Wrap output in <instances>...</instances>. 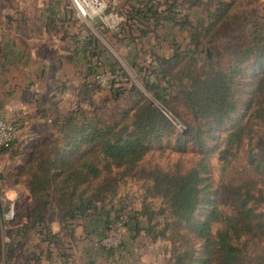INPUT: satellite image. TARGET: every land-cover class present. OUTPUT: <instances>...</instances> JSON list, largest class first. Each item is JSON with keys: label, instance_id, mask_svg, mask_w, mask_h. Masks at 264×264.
<instances>
[{"label": "trees", "instance_id": "1", "mask_svg": "<svg viewBox=\"0 0 264 264\" xmlns=\"http://www.w3.org/2000/svg\"><path fill=\"white\" fill-rule=\"evenodd\" d=\"M190 1L201 3V0H127L121 5L124 20L115 34H123L126 42L136 45L147 32L157 34L158 29L173 25L191 26L180 8ZM229 6V3H219L216 12H208L213 15V21L205 27L206 33L212 32L217 22L230 26L236 20V14H228ZM231 17L235 19L232 22ZM134 31L139 35H134ZM257 32L254 29L250 44L233 48L227 64L221 68L208 66L199 71L192 68L191 63L199 59L196 50L189 46L194 44L198 48L199 34L184 48L174 41L175 52L169 56L155 54L149 48L150 63L140 69L143 90L130 81L124 82L129 83L127 87H116L114 84L118 82H113L112 98L117 100L122 94H128L131 102L124 110L109 115H101L85 105L86 101L92 104L90 99L101 91V86L91 76L83 78L77 87L75 107L66 109L62 115L58 110L50 118L51 126L56 127L54 139L36 143L34 147L41 146V153L34 160H27L17 175L23 179L31 203L24 222L17 227H5L8 240L28 234L39 236L47 247L56 246L67 257L63 237L75 239V229L81 226L85 233L83 239L91 245L86 252L87 261L100 264L90 253H101L108 258L113 250L95 247L93 242L106 235L117 220L124 219L125 231L136 234L143 231L146 235L152 232L151 211L121 203L114 205L117 175L124 174L148 177L153 192L164 200L166 208H160V213L165 214L166 221L160 237L166 236L168 228L172 233L180 228L189 234L183 251L178 247L171 249L169 264H239L242 247L253 237L264 235V213L259 210L264 205V188L259 185L264 183V149L257 151L253 145L245 151L247 165L263 179L238 184L230 214L217 207V191L211 190L207 160L216 151L217 160L225 167L241 151L245 141L251 144L252 138L248 135L253 129L242 123L246 115L258 125L264 124V97L258 95L264 87V45L261 43L264 36ZM187 55L191 56L189 63L182 66ZM175 66L181 68L178 75L171 74ZM170 78L180 84L179 92L189 118H183L162 103L164 94L160 83L169 84ZM252 79L256 83H249ZM156 102L161 103L160 107ZM162 107L171 111L185 129H176ZM222 131L225 135L220 138ZM170 135H174V151L184 153L191 146V152L198 154L199 159L193 165L181 169L177 162L173 167L162 168L146 161L154 149L166 147L163 138ZM14 142L13 139L0 151L10 150ZM1 213L0 264H6L15 250L10 240L6 243L2 240ZM53 220L58 221L59 232L51 231ZM216 223L221 227L214 230ZM157 236L153 234L152 238ZM38 260L35 253L30 264H37Z\"/></svg>", "mask_w": 264, "mask_h": 264}, {"label": "rangeland", "instance_id": "2", "mask_svg": "<svg viewBox=\"0 0 264 264\" xmlns=\"http://www.w3.org/2000/svg\"><path fill=\"white\" fill-rule=\"evenodd\" d=\"M126 2L127 0L118 1V15L121 21L117 29L108 30L99 27L95 30L83 19L75 15L69 0H0V29L3 27V23H7V17L15 18L16 24L14 27L16 31H13V25H10L8 35H12L15 32V34L18 33L23 37L30 36L33 38L31 47L35 49L37 54V74L39 75L41 68L45 71L44 77L41 78L37 75V79L38 85L45 92L47 91L48 94L46 98L51 106L50 113H47L49 119L58 110H60L59 114L62 115L66 109L75 107L78 100V95H76L77 87L83 78L88 75L91 76L90 79L96 82L95 75L109 67L122 71L128 77L127 80L112 81L104 85L99 84L101 91L90 99L92 104L88 105L89 101L84 103L87 107L91 106L92 111L101 115H109L114 111H121L129 107L131 102L129 95L122 94L117 100H114L110 86L113 82H118L114 84L116 87L119 85L127 87L129 83L125 84L124 82L130 81V84L143 90L139 80L142 75L140 74V69L150 63L149 48H152L155 54L169 56L175 52L174 41L179 43L181 48H184L187 42H192L193 36L199 34L197 39L198 48L194 44L189 46V49L193 48L196 50L195 53L198 54L199 59V62L193 61L191 66L195 71H199L202 68L207 69L208 66L224 67L230 58L233 48L244 47L251 43L254 29H257V34L264 36V0H201L200 4L190 1L180 6L181 13L188 16L191 26L178 27L173 25L169 29H167L168 27L158 29L157 34L147 32L143 38L138 39L136 45L132 42L133 46L130 48L129 43L124 40L126 38L123 34H115L119 31L120 25L124 20L121 5ZM219 3H229L228 14H236V20L231 17L230 22L235 21L230 26L223 24L224 22H217L212 27V32L206 33L204 31L205 27L209 26L210 22L213 21V15H209L208 12H216ZM201 22L202 24H200ZM4 31L6 32V29ZM133 34L138 36L139 32L134 31ZM156 35H159V37L157 38ZM70 37L74 38V40ZM76 40L83 42L86 48L83 61H79L80 65H83V73L80 72L78 75L82 76L79 81L73 64L75 61L72 62V60L67 58L71 52L72 54L76 53ZM261 43L264 45V41ZM92 53L95 56H92ZM190 57V55H187L183 62L181 60L182 66L189 63L188 59ZM210 58H212L211 62H209ZM90 68L91 73L88 71ZM180 69V67L175 66V70L171 74L178 75ZM256 81V79H252L249 83H256ZM160 85L163 87V105L166 108L177 111L183 118H189L188 111L179 92L180 84L178 80L170 78L169 84L162 82ZM258 95L259 97H264V87ZM147 96L151 98L150 95L147 94ZM244 97L247 98L248 96L244 95ZM156 104L160 107L161 103L156 102ZM162 108L164 109V107ZM168 112L172 114L171 111L168 110ZM247 117V115L244 117L242 123L253 129L248 135V137L252 138L251 144L248 143L247 145L245 141L242 148H240L241 151L225 167H222L217 160L216 151L207 160L209 163V177L212 183L211 190L217 191V207L225 214H230L234 210V193L238 184L247 181L258 182L263 179L262 176L252 171V168L247 165V154L245 151L253 145L256 146L254 149L257 151L258 149H264V124L258 125V123L247 119ZM175 128L178 129L176 126ZM55 130L56 127L51 126V123L47 121L40 122V125H34L30 128L17 127L16 125L15 142L10 150L6 152L0 151V211H2V207L7 205L3 186L12 182L13 177L17 176L14 170L16 165H18V161L15 159L16 154L14 152H18L19 149L20 151L24 149L26 153L30 150L31 155L40 152L41 146L34 147V145L42 140L49 143L54 139ZM36 134H40V136H33ZM224 135L225 132L222 131L219 137L222 138ZM174 140V135L164 137L163 143L166 147L163 150L154 149L146 156V161L151 164H158L162 168L173 167L177 162L180 163L181 169L193 165L199 159L198 154L191 152V146L184 153L174 151ZM168 141H170V145H167ZM117 176L119 177V183L114 197L115 207L121 203L131 208H141L144 212L151 211L153 216L149 224L152 226L151 233L159 236L160 230L166 221L165 214L160 213V208H166V204L159 195L153 192L151 180L148 177L124 174H118ZM259 185L264 188L263 182H260ZM107 197L109 198V196ZM117 199L118 203H115ZM106 201L108 202L109 200ZM15 206L17 208V203ZM28 207L29 205L26 204L24 208L28 209ZM259 210L264 213V205ZM16 214L17 212H15L16 218L14 217V219L18 218ZM166 215L168 216V214ZM13 220L6 223L5 227H17L12 226ZM5 227L2 223V240L4 243L10 240L4 234ZM219 227H221V224L216 223L213 229L215 230ZM178 229L179 231H176V233H172L169 228L166 229L165 237L157 236L152 238L151 233L149 235L145 234L144 243L147 251L140 256L144 263L169 264L173 247H178V250L183 251L186 248L185 239L189 237V234H186L184 229ZM110 232L111 229L108 233ZM37 237L39 238V236ZM122 241L123 238L121 243ZM87 242L85 240V243ZM9 243L14 248L15 255L6 264H30L31 258L37 251L41 250L38 247L33 251H28L31 248L30 245L35 243L34 236L29 234L17 236ZM54 248L57 249V254L61 253L56 246ZM74 250L77 251L76 246ZM84 257L86 260L88 259L87 255H84ZM95 259L98 263H101L107 257L99 253L98 258L96 257ZM239 264H264V235L253 237L242 247L241 262Z\"/></svg>", "mask_w": 264, "mask_h": 264}, {"label": "crops", "instance_id": "3", "mask_svg": "<svg viewBox=\"0 0 264 264\" xmlns=\"http://www.w3.org/2000/svg\"><path fill=\"white\" fill-rule=\"evenodd\" d=\"M6 21L7 23H3V27L0 29V117L13 121L17 127L23 128L40 125V122L43 121L50 123L47 113H50L51 106L46 98V95H48L47 91L45 92L38 85L37 54L35 49L31 47L33 38L30 36L23 37L18 33L15 34V32L12 35H8L10 25H13L12 29L16 31L14 27L16 20L15 18L7 17ZM70 38L74 40V38ZM76 43V53L72 54L71 52L67 58L72 60V62L75 61L73 64L78 76L80 72L83 73V65H80L79 61H83L86 48L83 42L76 40ZM128 45L131 48L133 43L131 42ZM91 55L95 56L94 53ZM88 71L91 73V68ZM44 72V69L41 68L38 76L44 77ZM81 77H77L78 81ZM33 136L38 137L40 134ZM40 152L31 155L30 150L26 153L24 149L21 151L19 149L15 156L16 161H18V165H16L14 170L16 174L19 175L23 171L24 163L27 160H34L35 156ZM13 178L12 182L3 186V191L7 199L6 203L12 200L17 203L16 215L18 218L14 219L15 221L13 220L12 226H18L25 221L27 209L24 207L26 204L29 205L31 203V197L23 179L18 178V176ZM50 229L53 233L59 232L60 225L57 220H53L50 223ZM74 234L75 239H70L67 235L63 237L65 241L63 251L68 254L67 257L62 256L61 253L57 254L56 248L53 246L47 247V244L41 242L37 236H34L35 243L30 245L31 248L28 251H33L35 248L40 247L41 250L36 252L39 256L37 264H89L84 255L86 256V252H88V248L91 245L88 242L85 243L83 239L85 238V233L82 227H76ZM144 242L145 234L143 231L137 234L134 231H125L118 253L119 260L117 264H149L148 262L144 263V260L140 257L147 251ZM75 246L77 251L74 250ZM59 251L61 252L60 249ZM90 254L94 259L98 258L95 253L91 252Z\"/></svg>", "mask_w": 264, "mask_h": 264}, {"label": "built area", "instance_id": "4", "mask_svg": "<svg viewBox=\"0 0 264 264\" xmlns=\"http://www.w3.org/2000/svg\"><path fill=\"white\" fill-rule=\"evenodd\" d=\"M119 0H69L75 15L83 19L91 28H105L108 30L117 29L120 19L118 13ZM127 76L120 70L107 68L101 73L95 75L98 84L104 85L112 81L127 80ZM163 113L173 122V124L182 131L185 129L183 123L175 119L166 108H162ZM16 124L5 118L0 117V148L8 147L15 138ZM16 202L9 201L6 207H2L1 219L5 224L11 222L15 217ZM125 232L124 219L117 220L111 226V232L96 238L93 245L102 246L105 249L113 250L112 256L100 264H117L119 260V251L116 250L121 244Z\"/></svg>", "mask_w": 264, "mask_h": 264}]
</instances>
